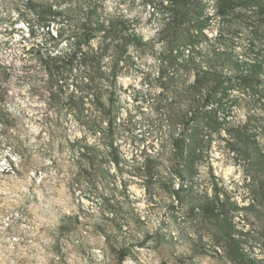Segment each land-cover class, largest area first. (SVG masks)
Returning <instances> with one entry per match:
<instances>
[{
    "label": "rangeland",
    "instance_id": "1",
    "mask_svg": "<svg viewBox=\"0 0 264 264\" xmlns=\"http://www.w3.org/2000/svg\"><path fill=\"white\" fill-rule=\"evenodd\" d=\"M104 4L142 38L117 77L105 139L85 99L67 104L71 87L48 99L31 55L47 28L21 0H0V264H264V94L233 89L175 152L183 98L166 122L173 88L157 76L165 2Z\"/></svg>",
    "mask_w": 264,
    "mask_h": 264
},
{
    "label": "trees",
    "instance_id": "2",
    "mask_svg": "<svg viewBox=\"0 0 264 264\" xmlns=\"http://www.w3.org/2000/svg\"><path fill=\"white\" fill-rule=\"evenodd\" d=\"M209 1L164 0L157 33L161 45L157 76L168 79L167 92L173 88L172 97L164 98L166 122L176 117L172 106L177 100L181 103L183 98L184 104L182 130L171 141L177 153L186 130L226 108L228 101L224 99L233 89L264 94V0ZM21 2L47 28L48 38L31 49V55L52 82L48 99L54 101L56 95L68 93L71 87L67 104L78 108L75 99L79 104L85 99L92 109V126L102 127L105 122L99 133L103 138L111 136L117 77L131 59L129 48L142 44L132 21L107 13L104 0ZM209 8L212 14L207 12ZM213 20L218 29L214 37H208L205 30ZM52 23L61 26L50 35ZM178 80L183 81L181 97L174 89ZM124 256V251L119 252L118 260Z\"/></svg>",
    "mask_w": 264,
    "mask_h": 264
}]
</instances>
